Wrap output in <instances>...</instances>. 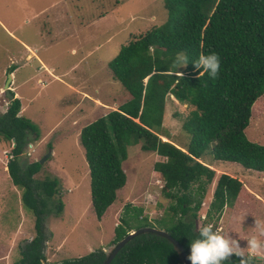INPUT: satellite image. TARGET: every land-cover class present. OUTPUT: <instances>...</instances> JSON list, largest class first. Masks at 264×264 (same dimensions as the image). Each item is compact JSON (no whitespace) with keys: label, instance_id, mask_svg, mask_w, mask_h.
Listing matches in <instances>:
<instances>
[{"label":"trees","instance_id":"obj_1","mask_svg":"<svg viewBox=\"0 0 264 264\" xmlns=\"http://www.w3.org/2000/svg\"><path fill=\"white\" fill-rule=\"evenodd\" d=\"M162 6L165 21L120 46L107 64L112 79L129 99L84 126L78 140L87 167L90 206L97 221L125 184L121 163L127 157L128 145L141 141V151L162 158L152 170L161 178V194L172 203L167 225L159 221L157 228L175 240L188 257L191 242L199 238L196 214L205 187L214 178V171L199 159L207 153L215 162L236 163L247 172H264V145L250 142L244 135L250 109L252 121L264 113V102L258 101L264 95V0H162ZM181 52L188 56V64L179 70L180 65L174 67L173 61ZM210 53L220 58L215 79L207 74L199 76L201 70L193 64L200 54ZM167 95L193 108L182 125L189 135L185 149L158 135ZM18 112L19 101L13 98L0 113V142L11 146L12 159L6 162V171L11 184L21 191V206L33 215L34 236L19 247V259L12 264H46V199L57 193L58 183L46 180L34 187L32 176L40 165L18 162L30 144L29 137L33 141L39 138L36 127ZM248 194L236 178L218 175L201 227L210 222L214 225L224 207L239 205L237 199ZM62 208L61 203L55 205V215ZM141 213L140 208L124 206L113 228L112 245L133 230L154 228ZM105 257L100 249L59 264H102ZM239 261L233 255L222 264ZM109 264L184 263L170 242L146 232L127 242Z\"/></svg>","mask_w":264,"mask_h":264},{"label":"rangeland","instance_id":"obj_2","mask_svg":"<svg viewBox=\"0 0 264 264\" xmlns=\"http://www.w3.org/2000/svg\"><path fill=\"white\" fill-rule=\"evenodd\" d=\"M50 3L54 4L49 7L45 15H40L32 19L30 24L23 25V34L35 36V33L39 31L38 27L42 28L44 23L49 24L57 33L59 29L69 31L72 29L69 27H83V24L93 23L84 32L83 29L79 31L81 37L82 34L92 33V41L81 48V53L88 51L87 48L90 46L96 48L72 73L73 76L86 73L91 75V79L84 84L76 81L71 84L77 90L87 91L91 96H94L91 88L96 87L100 91L101 98L105 99L108 94L113 95L112 98L118 100L115 101L117 104L119 101L127 100L129 96L124 89L117 82L113 81L114 84L111 82L107 62L117 55L120 46L165 21L166 12L162 6V0H0V20L4 22L7 19L9 26L18 24L24 15H30L43 6H49ZM45 17H47L46 20ZM72 35L73 33H66L59 36L61 39H58L45 53L47 58L62 59L60 70L66 68L71 60L79 57L78 54L76 56L67 55V51L75 46L76 38ZM15 50L14 42L0 27V87L7 77V75L3 77L2 70L9 62L10 56L16 53ZM182 66H179V70ZM86 67L87 70H85ZM80 69H83V73L78 74ZM21 92L25 100L30 99L22 117L28 119L36 127L39 138L33 141L32 136L29 137L33 153L25 150L18 157V162L21 164L38 162L40 165L39 171L32 176L34 187H38L46 180H56L58 183L57 193L46 199L44 219L48 234L45 242L46 264H49L47 259L50 260V264H58L102 248H105L103 252L107 255L114 246L111 244L113 228L115 224H118V217L126 205L140 208L141 216L145 217L146 222L155 229L160 228L159 221L166 222L165 225H167L171 217L168 206L172 201L161 194L162 181L160 176L152 170L153 164L161 162L162 158L151 151H141V141L128 145L127 157L121 163L125 184L116 192L115 200L97 221L90 206L87 167L78 135L83 126L100 118L106 111L92 105L87 100L79 102L78 95L57 83L37 94L34 80H31L21 88ZM4 96L2 92L0 104L5 108L3 102L8 100ZM77 103L75 109L70 111ZM87 104H90V107L85 110ZM106 104L111 105L112 101ZM192 110L191 106L178 103L167 95L164 99L161 128L158 135L166 137L172 144L185 149L189 142V135L182 129V125L190 117ZM77 115L79 117L76 125H71V120ZM244 135L250 142L264 145V113L261 118L252 121L250 109ZM42 136L45 138L37 143ZM160 138L158 136V139ZM10 147L8 142L3 141L0 143V152L7 150L6 153H10ZM50 149L53 151L52 155L43 159L50 154ZM6 159L7 157L4 159L5 162H7ZM199 161L205 167L208 166L209 169L214 168L215 170H213L212 182L205 187L200 209L196 214L198 217L195 222L196 228L201 227L205 221V213L212 199L216 175L225 173L242 181L246 188L257 196L254 200L255 213L251 212L246 216L243 213L238 214L241 210H238L235 204L234 207H224L220 218L214 225L213 222L209 223L214 226V231L218 229L221 234L238 240L240 247L246 249L247 239L256 234L255 221L264 222V206L259 201V198L264 200V175L247 172L236 163H216L207 153ZM2 166L0 165V264H12L19 259V247L34 236L33 215L21 206L19 200L21 191L10 184L7 172L2 170ZM58 203H61L63 208L59 215H55V205ZM256 260L255 258V263ZM253 261L251 260V264L254 263Z\"/></svg>","mask_w":264,"mask_h":264},{"label":"crops","instance_id":"obj_3","mask_svg":"<svg viewBox=\"0 0 264 264\" xmlns=\"http://www.w3.org/2000/svg\"><path fill=\"white\" fill-rule=\"evenodd\" d=\"M53 4L54 3H50L49 6H43L42 8H40L39 10H37L36 12H34L30 15H27V16L24 15L23 18L18 22V24L16 23L15 25L12 24L11 26H9V22L7 19L4 20V22H2L0 20L1 29L3 31H5V34L7 36H9V38L14 42L15 49H16L15 50L16 53H13V56L12 55L10 56L9 62L3 68L2 74H3L4 78L6 75L9 76L10 82H9V86H8L9 88L8 89L10 90V92H12L11 93L12 98H16L19 101L18 116L22 117L24 112H26V110H27V106H26L27 103L30 102V99L27 98V100H25V98L23 97V94L21 92V88L24 85H26L27 83H29L31 80H34V87L37 88V92H36L37 94H39V92H42L43 90H45L50 85L57 83V84L63 86L64 88H66L68 91L73 92L74 94L78 95L80 97L79 102H81L82 100H87V101L91 102L92 105L99 107V108L103 109L104 111H106L105 114L107 113V111L116 110L118 108V106H120L125 101H127L129 99V97L127 100H123L121 102L119 101V104H117L115 102L117 99L112 98L113 95L110 96L108 94V97H106L105 99L101 98L100 91L96 87L91 88V89H93L91 91L94 95V96H91L87 91L77 90V88H75L71 84V82L74 83V81H76L77 83H80V84H84V82L91 79V75H87L86 73H83V69H80L78 71V74L83 73L81 76H73L72 73H73V71H75L77 68L80 67L82 61L89 55V53H91V51L93 49L96 48L94 46H90L87 48V49H89L88 51H84L81 53V48L84 45L89 44V42L92 41V35H91L92 33L88 32L86 35L82 34V37H81L79 31L81 32V30L83 29V32H84L85 30L89 29L93 23L85 24V25L82 23L83 27H78V26L69 27V28H72L69 31L66 29L65 30L59 29V31L57 33L55 31H53V29L49 26V24L44 23V21H43V23L45 25H43L42 28L38 27L39 31H37L35 33L36 34L35 36H32V34H26V35L23 34V30H24L23 25H25V23L30 24V21L32 19L34 20L37 17H39L40 15H45L49 11V7L52 6ZM46 19H47V17H45V20ZM34 30H36V27H34ZM66 33H70V34L73 33L72 36H74L76 38L75 46L74 47L72 46L67 51V55L69 54V56H76L78 54L79 57L77 59L71 60V62L69 63V65L66 68H61V70H60L59 67H60V63H61L62 59L61 58L55 59V57L54 58H47V55L45 53L48 49H50L52 47L53 44H55L58 41V39H61V37H59V36H62V34H66ZM10 69H11V72L8 73V71H10ZM85 70H87V67L85 68ZM111 78H112V75H111ZM64 80L70 81V82L66 83ZM110 80H112L111 82L113 83L114 80L113 79H110ZM108 82L109 81H107V83ZM114 82H116V81H114ZM3 86H4V84H2L0 87V95L2 94ZM119 92H121V91L119 90ZM120 95L124 97V95H122V93H120ZM32 97H34V96H32ZM259 100L264 101V96L260 97ZM3 101H4V99H3ZM108 101H112V104L107 105L106 103ZM78 103L73 108H71L70 111H73L75 109V107L78 105ZM89 105L90 104L85 105V110H87L88 107H90ZM4 109H6V107L4 108L0 104V113L1 114L5 112ZM78 117H79V115H77L76 118H73L71 120V125H76ZM44 138H45V136H42L37 143L42 142V140ZM180 149H183V148H180ZM3 151L8 152L7 150H3ZM3 151L1 150V152H0V154H1L0 165H3L2 170L4 172H7L6 171V162L4 161L6 155H3L4 154ZM31 152L33 153V147L32 146H31ZM52 153H53V151H52V149H50V156L52 155ZM216 163L221 164L220 162H216ZM212 170H215V169L213 168ZM257 174L264 175V172H257ZM216 176H218V175H216ZM7 178H8V180H10L8 174H7ZM238 181H240V180H238ZM240 182L242 183V186L245 188V190L249 194L242 199H237V200H240L239 201L240 206L239 205H236V206H238L237 207L238 210H241L240 212H238V214L243 213V215L246 216L247 214H251V212L255 213L254 212L255 211L254 200H255L256 195H255V193H251L246 188V186L243 184L242 181H240ZM19 200H20V195H19ZM45 248H46V245H45ZM104 249L105 248H102L101 250L103 251ZM45 250H44V255L46 253ZM260 257L261 256H255V257H252L253 259H251V260L255 261V258L258 260ZM47 260L50 264L51 263L50 260L49 259H47Z\"/></svg>","mask_w":264,"mask_h":264},{"label":"clouds","instance_id":"obj_4","mask_svg":"<svg viewBox=\"0 0 264 264\" xmlns=\"http://www.w3.org/2000/svg\"><path fill=\"white\" fill-rule=\"evenodd\" d=\"M187 64L188 56L182 52L178 53L173 61L174 67L176 65L186 66ZM193 64L196 69L201 70L199 76L207 74L212 79L218 77L220 58L217 54H200ZM173 74L176 75L177 73L174 72ZM181 76L182 74H179V77ZM241 219L243 220V218ZM254 229L256 234L247 239V247L242 249L238 240L230 238L229 235L221 234L219 230L214 231L212 224L202 226L199 229V238L191 242L190 255L187 259L191 264H222L235 255L240 258L239 264H251L252 257H264V239H262L264 238V222L255 221Z\"/></svg>","mask_w":264,"mask_h":264},{"label":"water","instance_id":"obj_5","mask_svg":"<svg viewBox=\"0 0 264 264\" xmlns=\"http://www.w3.org/2000/svg\"><path fill=\"white\" fill-rule=\"evenodd\" d=\"M9 82H10V78L7 75L6 81H5L4 86H3V93L5 95V98L8 101H11L13 98H12L11 93L9 92L10 90L8 89L9 88L8 87L9 86ZM49 155L50 154L46 155L43 159L47 158ZM146 232L153 233V234H156V235H159V236L165 238L168 242H170L178 250L179 254L182 257L183 263L184 264H189L184 250L182 249V247L175 240H173L165 231L158 230V229H155V228H150V227L139 228V229L133 230V231L129 232L128 234H126L125 237H123L121 240H119L117 243L114 244L112 250L109 253H107V255L105 257V260L103 261L102 264H109L111 262V260L114 258V256L117 254V252L127 242H129L135 236H137V235H139L141 233H146Z\"/></svg>","mask_w":264,"mask_h":264},{"label":"built area","instance_id":"obj_6","mask_svg":"<svg viewBox=\"0 0 264 264\" xmlns=\"http://www.w3.org/2000/svg\"><path fill=\"white\" fill-rule=\"evenodd\" d=\"M7 105V102H4V106H6ZM26 150H28V151H31V145L30 144H28L27 146H26ZM28 151H27V154H29L28 153ZM7 154V161L8 160H11L12 159V155L10 154V153H6V152H4V155H6ZM259 201L263 204V206H264V200H260V198H259ZM203 218V217H202ZM216 230H218V229H216ZM259 261H260V263H262V264H264V257H260L259 259H258Z\"/></svg>","mask_w":264,"mask_h":264},{"label":"flooded vegetation","instance_id":"obj_7","mask_svg":"<svg viewBox=\"0 0 264 264\" xmlns=\"http://www.w3.org/2000/svg\"><path fill=\"white\" fill-rule=\"evenodd\" d=\"M253 262H254L253 264H262V263H260L259 260H256V263H255V261H253Z\"/></svg>","mask_w":264,"mask_h":264}]
</instances>
